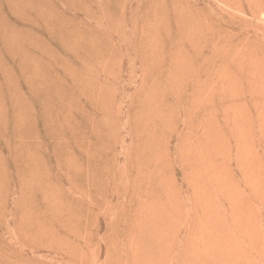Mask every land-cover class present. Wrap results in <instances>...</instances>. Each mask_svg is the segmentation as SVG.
Masks as SVG:
<instances>
[{
  "label": "rangeland",
  "instance_id": "374dc122",
  "mask_svg": "<svg viewBox=\"0 0 264 264\" xmlns=\"http://www.w3.org/2000/svg\"><path fill=\"white\" fill-rule=\"evenodd\" d=\"M0 264H264V0H0Z\"/></svg>",
  "mask_w": 264,
  "mask_h": 264
}]
</instances>
